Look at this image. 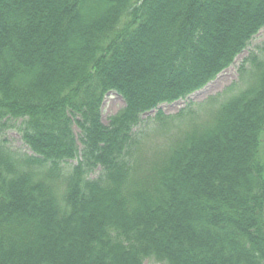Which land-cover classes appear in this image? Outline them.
Segmentation results:
<instances>
[{
	"label": "trees",
	"instance_id": "16d2710c",
	"mask_svg": "<svg viewBox=\"0 0 264 264\" xmlns=\"http://www.w3.org/2000/svg\"><path fill=\"white\" fill-rule=\"evenodd\" d=\"M263 28L264 0H0V264H264V60L209 121L157 110ZM177 118L146 160V128Z\"/></svg>",
	"mask_w": 264,
	"mask_h": 264
},
{
	"label": "rangeland",
	"instance_id": "374dc122",
	"mask_svg": "<svg viewBox=\"0 0 264 264\" xmlns=\"http://www.w3.org/2000/svg\"><path fill=\"white\" fill-rule=\"evenodd\" d=\"M250 54L256 55L259 59L264 58V29H262L255 37L252 38L251 43L243 51L241 55L238 56L236 62L233 66L224 70L219 77L213 82L209 83L201 91L191 95L189 98L183 101H178L172 105H162L160 106L161 111L167 117H173L183 109L188 103L194 105L193 109L200 117H196L200 122L209 121L211 115L213 114V109L221 104L224 100L229 98L237 90L244 89L248 87L249 81H255V76H248V72L252 69L251 63L249 61H244L250 59ZM253 55V57H254ZM242 65V66H241ZM243 68L245 71H242ZM245 72V73H244ZM211 98H215L210 101ZM209 103V104H208ZM124 107V102L121 97L115 94H110L103 104L101 112V121L106 126L108 125L109 119L120 112ZM206 111V117L204 115ZM153 115V114H152ZM151 115V116H152ZM186 119V118H185ZM184 118L174 119V123L165 124L167 127L161 125L160 132L150 131L156 130L153 125L150 128H146V139H144V147L142 148L141 154L146 160H148L153 152L158 148L162 147L167 139L173 140L174 138L180 137L184 131H186L189 126L185 124ZM188 120V119H187ZM20 121L11 120L8 122V128L5 127L1 132L2 139L6 140L7 147L17 155H28L30 152L27 150L25 145H23L20 135L18 133L17 127ZM183 131L181 134L180 132ZM75 137L79 136V130L73 128ZM79 149L81 148L78 143ZM68 165L64 168L70 170V167L76 165L75 161L67 162ZM100 174V169L94 170L89 178L95 179ZM144 264H161L154 260H146Z\"/></svg>",
	"mask_w": 264,
	"mask_h": 264
},
{
	"label": "bare ground",
	"instance_id": "6f19581e",
	"mask_svg": "<svg viewBox=\"0 0 264 264\" xmlns=\"http://www.w3.org/2000/svg\"><path fill=\"white\" fill-rule=\"evenodd\" d=\"M240 18H242V16Z\"/></svg>",
	"mask_w": 264,
	"mask_h": 264
}]
</instances>
